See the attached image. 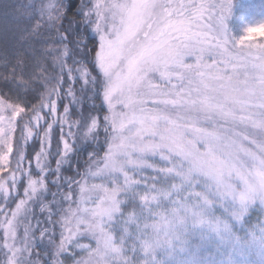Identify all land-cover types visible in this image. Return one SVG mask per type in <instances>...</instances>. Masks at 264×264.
I'll list each match as a JSON object with an SVG mask.
<instances>
[{
	"label": "rangeland",
	"instance_id": "1",
	"mask_svg": "<svg viewBox=\"0 0 264 264\" xmlns=\"http://www.w3.org/2000/svg\"><path fill=\"white\" fill-rule=\"evenodd\" d=\"M220 3L221 0L89 1L85 15L91 35L99 42L97 63L106 79L103 98L109 111L106 120L111 127V139L104 159L86 174L76 192L77 199L72 198L73 194L67 195L71 205L59 213V237L51 256L52 264H264V206L247 211L244 207L264 202L259 191L250 187L246 192L244 184L240 183L221 188L224 195L218 196L205 193L202 185L196 183L182 195L173 194L171 198L152 199L159 191L146 196V190L153 185L157 190H167L173 181L150 168L137 171L132 165L122 166L124 157L117 148L119 121L115 115L121 106L109 107L115 104L120 88L128 83L129 50L134 54L146 41H153L156 49H163L168 42L178 41L188 32H207L208 46L216 53L207 55L209 63L219 59L218 53L227 49L241 61L238 71L242 76L247 73L258 80L260 72L254 65L262 63L264 50L237 47L234 37L246 27L264 23V0H237L229 5L230 10L223 14L222 22L216 19L220 15L216 5ZM205 6V11L198 16L196 9ZM253 33L264 35V25L249 30L248 39H259L253 37ZM228 70L232 71L231 67ZM79 74L86 84L87 70L82 67ZM149 82L170 86L157 73L149 72L140 88L134 87L137 93L134 98L140 99L139 93L143 92L148 108L164 107L153 103L159 97L149 92ZM132 83L135 85L134 80ZM78 102L71 93L64 113L59 115L58 101L54 97L40 112L27 119L22 107L0 96V189L6 198L18 194L20 189L23 194L2 222L4 264H28L34 244L29 223L30 200L45 185L32 173L30 165L23 164L25 142L40 136V129L47 122L43 136L48 147L59 122L69 128L62 129L72 139L63 137L62 157L71 154L73 135H84V140L91 141L100 128L98 117H92L85 124L82 135L78 131L72 134L70 130V113ZM168 107L175 112L171 105ZM252 110H257L255 103ZM19 126L23 135L17 139ZM148 159L162 166L158 156L149 155ZM35 161L37 165L38 160ZM40 166L45 174L48 168ZM126 176L140 183H129ZM233 190L237 194L235 206ZM216 191L215 187L211 189V193ZM127 206L133 208L128 210ZM255 210L261 215L259 225L242 230L245 219Z\"/></svg>",
	"mask_w": 264,
	"mask_h": 264
},
{
	"label": "snow or ice",
	"instance_id": "2",
	"mask_svg": "<svg viewBox=\"0 0 264 264\" xmlns=\"http://www.w3.org/2000/svg\"><path fill=\"white\" fill-rule=\"evenodd\" d=\"M216 8L220 13L216 19L222 22L223 14L230 10L227 0H221ZM205 9L198 7V16ZM209 44L207 32L201 31L188 32L163 49L146 41L134 54L129 50L128 83L120 88L115 104L109 105L121 106L115 113L119 121L117 148L124 157L121 164L132 165L137 171L150 168L173 181L167 190H157L155 185L147 189L146 196L159 191L152 195L154 200L182 195L196 183L205 193L218 196L224 195L221 188L242 183L246 192L250 187L258 190L264 201V56L260 65H254L260 72L257 80L247 73L242 76L238 71L241 61L227 49L209 63L207 55H216ZM149 72L170 85L149 82V92L159 97L153 103L162 108H148L143 92L140 99L134 98V87L139 89ZM254 103L256 111L252 110ZM149 155L158 156L162 166L149 160ZM126 180L140 183L127 176ZM213 187L216 193H211ZM231 194L235 206L237 194L234 190ZM260 206L264 202L244 205L246 211Z\"/></svg>",
	"mask_w": 264,
	"mask_h": 264
},
{
	"label": "trees",
	"instance_id": "3",
	"mask_svg": "<svg viewBox=\"0 0 264 264\" xmlns=\"http://www.w3.org/2000/svg\"><path fill=\"white\" fill-rule=\"evenodd\" d=\"M89 1L0 0V96L22 107L28 119L54 97L58 101V114L62 115L73 93L79 102L68 121L72 134L78 131L82 135L83 127L94 116L100 122L99 131L91 141L84 140V135H73L75 141L66 158L62 157V139H72L64 132L69 128L61 122L53 129L50 147L43 136L48 122L41 127L40 136L25 142L23 164L30 165L32 173L45 184L30 200L29 223L34 244L28 264H52L51 256L59 237V213L71 205L67 195L73 194L72 198L77 199L76 192L86 174L104 159L111 139V127L106 120L109 111L103 98L106 79L97 63L99 42L91 35L85 15ZM82 67L88 73L86 84L79 74ZM16 135L17 139L23 135L21 126ZM42 164L48 168L45 174L41 172ZM20 185L21 182L19 189ZM21 191L6 198L0 189V264L6 259L4 215L23 197ZM260 220V213L253 211L245 219L242 230L255 229Z\"/></svg>",
	"mask_w": 264,
	"mask_h": 264
},
{
	"label": "clouds",
	"instance_id": "4",
	"mask_svg": "<svg viewBox=\"0 0 264 264\" xmlns=\"http://www.w3.org/2000/svg\"><path fill=\"white\" fill-rule=\"evenodd\" d=\"M261 25H264V23H257L255 25L246 27L240 35L235 36L234 40L236 42V46L241 47V48L247 47L250 49L258 48V49L264 50V35L253 33V37L258 36L259 39H253V38L248 39L247 38L249 35V30L251 28H259Z\"/></svg>",
	"mask_w": 264,
	"mask_h": 264
}]
</instances>
